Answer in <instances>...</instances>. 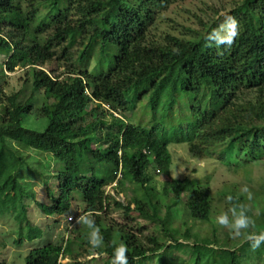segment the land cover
<instances>
[{"label":"trees","instance_id":"obj_1","mask_svg":"<svg viewBox=\"0 0 264 264\" xmlns=\"http://www.w3.org/2000/svg\"><path fill=\"white\" fill-rule=\"evenodd\" d=\"M176 1L0 0L4 69L27 68L31 79L30 95L21 105L16 104V93L5 96L0 91V105L5 106L0 168L7 160L8 139L59 161L63 168L54 176L55 195L46 189L50 202L35 204L44 217L67 216L76 193L84 204L82 214L94 216L104 244L92 249L86 226V231L79 227L73 233H78L81 248L106 255L107 262L119 243L112 236L124 232L100 220L98 214L110 207L109 200L116 210L133 211L146 222L160 224L161 235L147 237L150 246L131 232L121 236L129 264L172 250L186 251L192 264H205L220 252L229 256L227 264H240L237 250L213 247L215 240L209 239L190 244V229L181 235L172 229L170 212L179 203L192 220L208 221L214 212L208 186L171 176L168 146L187 144L191 155L214 158L234 170L264 160V0H241L217 22L191 30L188 38L165 34L158 40L152 35L155 22ZM227 16L239 22V34L231 46H217L207 37ZM96 47V66L83 71ZM53 60L69 63L65 76H51L42 69ZM102 64L107 69L96 73ZM138 88L143 90L140 99L149 95L151 109L161 108V121L143 125L129 117L126 95ZM38 93L42 104L35 109L32 101ZM174 106L179 116L173 117ZM32 112L46 120L42 131L24 127L23 118ZM233 154L236 157L230 158ZM16 162L18 167L24 161L19 157ZM150 170L164 177L160 190ZM17 176L14 171L0 188V208L19 207L25 216L30 206L24 199L29 196ZM114 181L118 190L132 184L138 193L125 205L105 196L104 187ZM163 207L166 214L161 216ZM259 213L264 222V207ZM27 222L30 241L39 238L41 232ZM64 252V244L48 241L30 249L24 264H60Z\"/></svg>","mask_w":264,"mask_h":264},{"label":"rangeland","instance_id":"obj_2","mask_svg":"<svg viewBox=\"0 0 264 264\" xmlns=\"http://www.w3.org/2000/svg\"><path fill=\"white\" fill-rule=\"evenodd\" d=\"M241 0H178L163 10L159 19L155 22L152 35L156 39H160L165 34H170L180 38H188L191 36V30L200 31L202 24L217 22L219 16L228 12ZM217 25H220L217 24ZM98 47L95 48L88 65L82 68L83 71L91 72L97 63ZM4 56L0 53V91L5 96L17 94L16 104H23L30 95L31 79L27 72V68H16L13 72H8L4 69ZM107 63V62H105ZM69 63L64 61L53 60L42 67V69L51 76L63 77L66 66ZM100 69L106 70L107 65L102 64L97 67L96 73ZM148 84L144 85L147 89ZM142 89L138 88L134 92L126 95L129 101L130 110L129 117L137 123L143 125L147 123H156L163 119L164 114L161 113V108L151 109L149 104V95H145L140 99ZM32 101L33 107L36 109L42 104V94L34 95ZM4 104L0 105V126L4 124L3 118ZM179 116V113L174 106L173 117ZM3 121V122H2ZM23 125L34 131H42L46 125V120L38 117L34 112L23 118ZM140 125V124H138ZM9 146L5 147V165L0 168V188H3L6 183V178L10 174L18 175V182L24 186L29 198L24 199V203L30 208L25 213H19V207L16 209L0 208V264H24L25 257L30 249L39 248L45 245L46 242L64 244V257L59 260L60 264H111L106 255H98L96 252L87 247H80L79 241L76 239L78 233L74 234V230L86 231L84 225L75 222L76 217L81 215L84 209V204L81 198L74 193L71 211L67 216L44 217L42 212L37 208L35 202H50L47 199L46 189H49L55 195L57 188V175L63 165L54 160V158L46 153L36 152L21 146L15 140L8 139ZM85 147H89L85 143ZM168 149L172 155V165L170 167L171 176L173 178L188 177L194 179L202 186H208L212 195V210L213 215L208 221L202 222L192 220L181 203L171 209L170 217L173 219L172 229H175L176 234L181 235L186 229H190L191 238L188 243L194 241L215 240L212 242L213 247L228 250H237L238 259L242 264H264V244L253 251L249 243L246 242L245 236L233 239L227 229L220 227L216 223V216L221 212L227 211L231 206L226 197L231 195L239 204H243L248 209V215L253 218L255 224L247 232H264V222H260V208L264 207V160L259 163H252L242 169L234 170L223 165L219 160L206 157H195L189 153L187 144H170ZM19 157L23 158V164L18 165L16 160ZM230 158H235L236 155H229ZM4 158V156H3ZM229 158V159H230ZM152 182L157 189L160 188L163 176L150 170ZM116 181L104 187L105 196H111L116 201L122 202L124 205L130 198L138 193V187L132 184H124L120 191L115 186ZM247 186L251 191V198L241 194L242 186ZM160 190V189H159ZM186 198V194L182 196V201ZM110 207L107 210L99 213L100 220L107 226H112L114 230H122L123 233L113 235L114 243L124 242L120 240L122 235L131 232L136 235L137 241L145 246H150L147 241L148 236L161 235L160 224H152L140 218L137 213H127L125 210H116L111 201L108 200ZM149 204V203H148ZM19 206V204H18ZM133 206H131L132 208ZM150 206V211L152 212ZM166 209L163 207L160 215L164 216ZM21 215V216H20ZM73 216L74 223H68L67 217ZM26 217V220H25ZM27 220L31 222V226L38 228L41 236L32 241L29 239V231H27L25 223ZM22 226V227H21ZM143 228L142 232H138L137 228ZM29 233V234H28ZM182 237V236H179ZM21 239L22 243H17L16 240ZM181 241L185 239L180 238ZM89 250L90 252H87ZM183 250H185L183 248ZM215 250V249H214ZM171 254V255H170ZM229 256L220 252L208 257L209 261L205 264H227ZM187 252H178L172 250L171 253L159 252L154 256H148L137 260L136 264H192Z\"/></svg>","mask_w":264,"mask_h":264},{"label":"clouds","instance_id":"obj_3","mask_svg":"<svg viewBox=\"0 0 264 264\" xmlns=\"http://www.w3.org/2000/svg\"><path fill=\"white\" fill-rule=\"evenodd\" d=\"M239 34V22L235 17L227 16L217 29L207 37L208 40L215 43L217 46L225 45L231 46L235 38ZM241 194L251 198V191L245 185L240 189ZM226 201L231 205L227 211L221 212L216 216V223L227 229L233 239L245 236L246 242L249 243L250 248L255 251L262 244H264V232H247L255 221L248 215V209L243 204L233 203L231 195L226 197ZM75 222L86 226L90 231L88 232L87 241L92 249H99L104 244V238L101 234L100 228L97 226L94 216L89 212L78 215ZM111 264H129L128 261V247L124 242L115 244L113 248Z\"/></svg>","mask_w":264,"mask_h":264},{"label":"built area","instance_id":"obj_4","mask_svg":"<svg viewBox=\"0 0 264 264\" xmlns=\"http://www.w3.org/2000/svg\"><path fill=\"white\" fill-rule=\"evenodd\" d=\"M120 175H118V177H119ZM67 221H68V223H71V222H73L74 223V217L73 216H68L67 217Z\"/></svg>","mask_w":264,"mask_h":264}]
</instances>
